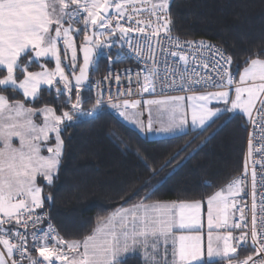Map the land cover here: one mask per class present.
<instances>
[{
  "label": "snow or ice",
  "instance_id": "snow-or-ice-1",
  "mask_svg": "<svg viewBox=\"0 0 264 264\" xmlns=\"http://www.w3.org/2000/svg\"><path fill=\"white\" fill-rule=\"evenodd\" d=\"M146 3L147 0H0V264H126L128 256L136 252L142 254L144 264H207L205 255L220 257L227 264H264V230L256 227L255 165L250 173L251 227L245 222L240 198L247 182L236 177L226 188L207 199L206 253L199 234L201 202H146L154 191L136 204L121 206L99 216L92 233L82 239H65L50 222L47 230L39 227L49 218L47 212L37 215L36 209H43L45 201H51L53 197L51 193L42 195L43 189L37 178L42 177L51 185L57 176L64 151L62 131L66 130L68 122L74 121V117L96 118L105 103L99 82L97 98L90 109L82 107L84 100L80 95L93 57L104 48H111L116 43L121 48L127 45L133 54L145 61L142 79L140 73L135 74L136 83L143 92L154 91L157 78L173 83L178 79L181 90L186 87L219 89L187 97L192 101L193 127L203 128L214 117L219 118L237 109L251 120L258 101V111L264 113V53L247 57L237 79L230 71L233 57L225 49L204 40L182 42L172 35L171 0H154L146 8L141 6ZM145 12L147 15L141 18ZM75 24L81 27L77 28ZM73 33L83 35V66L79 68V75L75 74L78 48ZM133 33L140 39L134 42ZM173 47L181 50L173 51ZM185 47L214 53L215 79L177 77V70L168 64V57H178L187 65L189 54ZM157 52L162 57L159 62L155 59ZM46 57L54 58V69L41 64L40 71L30 70L34 59L39 61ZM64 60L68 61L67 65ZM203 66L208 67L207 64ZM65 67L74 76V83ZM4 69L6 74H3ZM169 71L171 75H168ZM114 78L119 83L120 77ZM107 79L109 77H105ZM42 86L54 89L58 96L67 94L66 103L71 109L57 114L54 107L29 106L39 99ZM73 89L76 90L75 102L72 101ZM233 90L234 97L230 96ZM4 91L13 96L22 92L29 103L10 99L9 95L3 94ZM132 91L131 87L127 90L129 94ZM111 99L108 96L109 102ZM168 99L183 101L185 97ZM212 101L222 103L223 107H210ZM140 103V100L125 99L122 104L111 106L123 108L120 115L133 120L127 109H136ZM147 103L162 102L148 100ZM171 111V122L159 131H182L189 123L183 107L177 105ZM37 114L42 118L40 123L36 122ZM134 122L143 130L141 121ZM252 122L255 124V120ZM151 128L149 121L147 129ZM50 134H54V146L47 145ZM15 138H18V145L14 143ZM251 146L252 140L249 139V156ZM42 148H46L49 154L43 155ZM150 171L156 174V169L150 168ZM247 175L246 162L244 176ZM261 200L264 209V195ZM237 213L238 219L233 220ZM173 229L179 232L195 230L197 234L177 236ZM236 229H240V234L234 236ZM249 243L257 258L254 259L253 255L235 258L237 249Z\"/></svg>",
  "mask_w": 264,
  "mask_h": 264
},
{
  "label": "trees",
  "instance_id": "trees-1",
  "mask_svg": "<svg viewBox=\"0 0 264 264\" xmlns=\"http://www.w3.org/2000/svg\"><path fill=\"white\" fill-rule=\"evenodd\" d=\"M170 11L173 34L218 44L232 55L235 73L245 67L247 57L264 53V0H171ZM47 63L52 66L50 60ZM40 65L33 61L30 70ZM132 65L109 50L100 58L96 74ZM3 94L29 103L22 93ZM80 95L82 107L90 109L92 93L83 89ZM65 98L45 87L29 106L70 109ZM246 122L240 113H226L202 130L149 138L105 109L98 110L96 118H74L61 133L64 151L53 183L38 180L42 194L53 197L44 208L59 234L71 240L91 234L99 216L136 204L153 191L146 202L205 200L244 171ZM150 168L156 169L155 175ZM247 253L241 251L242 256ZM126 264L142 263L130 257Z\"/></svg>",
  "mask_w": 264,
  "mask_h": 264
},
{
  "label": "built area",
  "instance_id": "built-area-1",
  "mask_svg": "<svg viewBox=\"0 0 264 264\" xmlns=\"http://www.w3.org/2000/svg\"><path fill=\"white\" fill-rule=\"evenodd\" d=\"M153 0L147 1L146 4L141 5L142 7H147ZM114 14V13H112ZM147 13H142L141 18L146 16ZM127 26V25H126ZM174 37L175 34L172 33ZM131 38L135 42L136 40H139L140 37L137 36L135 33L131 34ZM180 41H198L202 39H187L183 37H179ZM206 42H209L214 45H218L214 42L204 40ZM142 42V41H141ZM219 46V45H218ZM221 47V46H220ZM224 49V48H223ZM121 50L124 53V58L129 59L133 62L132 66L128 67H109L105 70V72L101 75H97L95 72L97 70V62L94 66L93 72L90 76L89 83L85 87H81L80 93L83 89H87L92 93L93 97V105L95 104V100L97 98V84L99 82V88L104 93V99L105 103L102 105V107L99 110L105 109L109 111L113 116L117 118H121L120 115L121 111H124L123 108L116 109L113 108L112 104H122L125 99L127 100H144L147 98L152 97H166V96H178V95H188V94H194V93H202V92H208V91H217L219 89L216 88H200V87H186L184 90H181L179 88V80L177 79L175 83L173 81L168 79H160L157 78L156 80V87L155 90H150L149 92H143L140 89V86L136 83V73L141 74V79L144 75V72L142 71L145 67V61L142 58L137 57L135 54H133L128 48L127 45L124 46V48H121ZM173 51H180L181 49L172 48ZM185 51L189 54V61L187 65H185L182 61L179 60V58H172L168 57V64L175 68L177 77L179 75H185L188 80H195V79H207L208 77H212L215 79V69H214V53L210 50H196L193 48H184ZM102 55L98 56V59ZM155 59L157 62L162 60V57L157 52ZM78 59H77V68L78 70ZM151 62H149L150 66ZM207 64L208 67L205 68L203 65ZM129 70V71H125ZM230 71L233 73V64L230 66ZM161 72L163 75V64H161ZM120 77L119 83L116 82L115 76ZM168 75H171V71H169ZM105 77H109V79L105 80ZM129 79H131V84L129 83ZM131 87L133 91L131 94L127 92V90ZM75 89H73V95L72 99L75 97ZM108 96H111L112 99L109 102L107 100ZM260 108V103L258 101L256 108L253 110V116L250 120L247 119L246 122V154H245V164L247 162V168H248V175L244 176V171L237 176L233 177L232 179L228 180L226 182V186L236 177L244 178L247 182V188L245 192L240 193V198H242V204L244 206L245 215H246V223L248 224L249 228L251 227V204H252V197L250 195L251 191V170L253 165H255V170L257 173L256 181V214H257V229L258 230H264V218H262V213H264V209H262V200L261 196L264 195V113H261L258 111ZM252 120H255V124H253ZM249 139L252 140V154L251 156L248 155L249 153ZM239 199V198H238ZM241 206L238 204V207ZM44 212H47L48 218L49 213L48 211L43 209H36L37 215H43ZM238 219V213L235 216V220ZM49 222L53 225V227L58 231V228L55 226L53 222H51L50 218L45 219L43 223L39 226L44 230H47ZM223 231V230H222ZM59 232V231H58ZM240 234V229H236L233 232L234 236H237ZM55 235V233H54ZM247 251L250 253H247V255L242 256L241 251ZM34 255H37L36 253H33ZM248 255H253V258L256 259L257 257L254 255L253 247L249 244L241 245L237 249V253L234 254L235 258L237 259H243ZM219 264H227L226 260H221Z\"/></svg>",
  "mask_w": 264,
  "mask_h": 264
},
{
  "label": "crops",
  "instance_id": "crops-1",
  "mask_svg": "<svg viewBox=\"0 0 264 264\" xmlns=\"http://www.w3.org/2000/svg\"><path fill=\"white\" fill-rule=\"evenodd\" d=\"M45 60L48 61L50 59H45ZM34 61L37 62L35 59H34ZM0 68H2V66H0ZM4 70H6V69H4ZM241 72H237L236 73L237 79H238V76H239V74ZM194 94L198 95L200 93H194ZM194 94L178 95V96H184L185 97V100H183V101H174V100L168 99L170 97H176V96L147 98L144 101H141L140 105H138V107L136 109H131V108L127 109L129 115H131L133 117V120H129L125 116H124V120L129 125H131L135 129L141 131L143 134L149 136L150 138L169 137V136H174V135H178V134H181V133H185V132H188L190 130H200V129L202 130V129H205L211 123H213L217 118L214 117L212 120L208 121L204 128L192 127V124H191V121H190V116L188 114V110H189L188 102H189V100L187 99V97H189L191 95H194ZM231 94L234 95V90L230 91V96H231ZM148 100H165V102L162 103V104L160 103V104H151V105H149V106H151V111L149 113V116H147L148 118H147V122H146L144 111H141L140 107H143L145 104H147ZM177 105H179V106L184 108L189 123L183 128L182 131L177 130V131L170 132V133L169 132H161V131H159V129L162 126L167 127V125L171 122V118L168 116V114H169V112H171L172 108L176 107ZM209 106L210 107H223V104L222 103H217L216 101H212V104H210ZM229 107H230V104H229ZM229 113H240V114H242L245 117L246 120L248 118L247 115L245 113H243L239 109L234 110V111L229 112ZM37 116H39V118H37V120H40L41 116L38 115V114H37ZM134 120H139V121L142 122V124L144 125L143 130L141 129L139 124L134 122ZM149 121H151L152 126H155V124H156V126L158 128H156L155 130H152V128H151V130H148L147 129V125H148ZM14 143H16L18 145V138L14 139ZM42 154L48 155L49 153L47 151H44V149L42 148ZM41 178L42 177H38L37 181L39 179H41ZM221 188H226V186L223 185L219 189L215 190L211 195H213L216 191L220 190ZM207 199H205V200H195V201H200L201 202L200 219H201V226L202 227H201V231L199 233L200 235H207V232H208V227H207V211H208ZM151 202H155V201H149V203H151ZM160 202H162V203H170L172 201H160ZM188 202H193V201H188ZM129 206L130 205L125 206V207H129ZM233 211H235V210H233ZM233 220H235V216L233 217ZM173 231L175 232V234L177 236L180 235V234H183V235H196L197 234L195 230H184L183 232H179V231H176V229H173ZM130 257H138L140 259L141 263L144 264L143 258H142V254L140 252H136L134 254H130L128 256V258H130ZM208 260H209V258L206 256L205 257V261L208 262ZM220 261H221V258L220 257H216L215 260L212 261V262H218V264H219Z\"/></svg>",
  "mask_w": 264,
  "mask_h": 264
},
{
  "label": "rangeland",
  "instance_id": "rangeland-1",
  "mask_svg": "<svg viewBox=\"0 0 264 264\" xmlns=\"http://www.w3.org/2000/svg\"><path fill=\"white\" fill-rule=\"evenodd\" d=\"M147 1H149V0H147ZM153 2H154V0H153ZM75 27H77V28H79V27H81V25L80 24H75L74 25ZM73 35L75 36V40H76V44L78 45L79 43H80V40H81V38L83 37V35L82 34H77V33H73ZM62 55H63V51H62ZM77 55H78V53H77ZM45 59H50V62L52 63V66H51V64H49V63H47V61L45 60ZM39 64H43V65H45L48 69H54L55 68V60H54V58H51V57H46V58H43L42 60H39V61H37ZM98 62H99V59H98V61H97V68H98ZM244 68V67H243ZM243 68L241 69V70H239L238 72H241V71H243ZM41 70V68L40 69H35V70H33V71H40ZM65 71H66V69H65ZM66 73H67V71H66ZM242 73V72H241ZM48 88L47 86H42V89L43 88ZM22 93V92H21ZM231 96L232 97H234V95H232L231 94ZM27 99V98H26ZM165 99V98H164ZM144 101V100H143ZM159 101H161L162 103H164L165 102V100H159ZM161 103V104H162ZM188 104H189V110H188V114H189V116H190V121H191V104H192V101H190L189 100V102H188ZM70 105V104H69ZM50 107H53V106H50ZM55 108V107H54ZM141 108V111H144V114H145V119H146V122H147V116H149V113H150V111H151V106H149V104L147 103V104H145L143 107H140ZM56 109V108H55ZM71 109V108H70ZM70 109H64V110H62V111H65V110H70ZM56 111H57V114H60L62 111L61 110H57L56 109ZM38 115H40V114H38ZM168 116L172 119V111L171 112H169V114H168ZM75 118V117H74ZM36 121L38 122V123H40L41 122V120H42V118L40 119V120H37V116H36ZM122 119L124 120V116L122 117ZM166 125V124H165ZM162 127H165V126H162ZM161 127V128H162ZM192 127H193V125H192ZM205 127V126H204ZM203 127V128H204ZM156 128H158L157 126H156V124H155V126H152V130H155ZM162 132V131H161ZM51 137H54V134H50V138ZM149 137V136H148ZM150 138V137H149ZM47 145L48 146H54L55 145V139H54V141H52V140H49L48 142H47ZM44 149V151H46V148H43ZM47 154V153H46ZM46 154H43V155H46ZM37 183H38V181H37ZM225 186H226V183L224 184ZM43 195V194H42ZM202 236V243H203V246H204V250H205V253H206V248H207V235H201ZM205 257H206V255H205ZM215 258L216 257H213V258H209V260H208V262L207 263H213L212 261H214L215 260Z\"/></svg>",
  "mask_w": 264,
  "mask_h": 264
},
{
  "label": "water",
  "instance_id": "water-1",
  "mask_svg": "<svg viewBox=\"0 0 264 264\" xmlns=\"http://www.w3.org/2000/svg\"><path fill=\"white\" fill-rule=\"evenodd\" d=\"M102 39H103V38H102ZM82 41H83V37L81 38L80 43H79L78 46H77V48H78V56H79V58H80L79 68L83 66V52H82V48H81ZM105 50H114V51H118L119 49L114 45V46L111 47V48H104L102 51H99L98 54L102 53V52L105 51ZM119 53L122 54V51H119ZM98 54H97V55H98ZM97 55H96V56H97ZM96 56L93 57V62L90 64V66H89V68H88V70H87V76H88V79L84 82V84H83L82 86H86V85L88 84L89 80H90V75H91V73H92L93 64H94V62H95ZM67 63H68V61H67V60H64V64L67 65ZM65 68H66L67 73L70 75V78L73 80V83H74V82H75V81H74V76H71L70 70H69L67 67H65ZM79 68H78V70H77L76 73H75L76 75H79ZM66 101H67V99H66ZM67 104H68V103H67Z\"/></svg>",
  "mask_w": 264,
  "mask_h": 264
},
{
  "label": "flooded vegetation",
  "instance_id": "flooded-vegetation-1",
  "mask_svg": "<svg viewBox=\"0 0 264 264\" xmlns=\"http://www.w3.org/2000/svg\"><path fill=\"white\" fill-rule=\"evenodd\" d=\"M115 46L118 48L119 47V43H116ZM65 65V64H64Z\"/></svg>",
  "mask_w": 264,
  "mask_h": 264
}]
</instances>
